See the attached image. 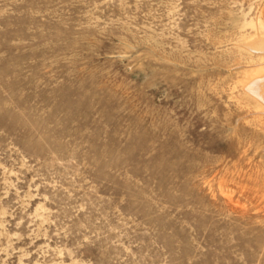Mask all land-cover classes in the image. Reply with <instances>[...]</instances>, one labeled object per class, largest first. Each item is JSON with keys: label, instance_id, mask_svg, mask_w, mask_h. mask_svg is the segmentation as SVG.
I'll list each match as a JSON object with an SVG mask.
<instances>
[{"label": "rangeland", "instance_id": "obj_1", "mask_svg": "<svg viewBox=\"0 0 264 264\" xmlns=\"http://www.w3.org/2000/svg\"><path fill=\"white\" fill-rule=\"evenodd\" d=\"M0 264H264V0H0Z\"/></svg>", "mask_w": 264, "mask_h": 264}, {"label": "bare ground", "instance_id": "obj_2", "mask_svg": "<svg viewBox=\"0 0 264 264\" xmlns=\"http://www.w3.org/2000/svg\"><path fill=\"white\" fill-rule=\"evenodd\" d=\"M256 84H257V83H256ZM256 84H255V85H256ZM252 85H253V84H252ZM252 88H253V87H252ZM250 89H251V88H250ZM250 91H251V90H250ZM257 95H258V94H257ZM257 97H258V96H257Z\"/></svg>", "mask_w": 264, "mask_h": 264}]
</instances>
